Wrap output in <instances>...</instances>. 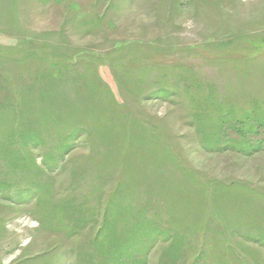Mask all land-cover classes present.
Here are the masks:
<instances>
[{"label": "rangeland", "instance_id": "374dc122", "mask_svg": "<svg viewBox=\"0 0 264 264\" xmlns=\"http://www.w3.org/2000/svg\"><path fill=\"white\" fill-rule=\"evenodd\" d=\"M0 145V264H264V0H0Z\"/></svg>", "mask_w": 264, "mask_h": 264}, {"label": "trees", "instance_id": "16d2710c", "mask_svg": "<svg viewBox=\"0 0 264 264\" xmlns=\"http://www.w3.org/2000/svg\"><path fill=\"white\" fill-rule=\"evenodd\" d=\"M57 97V96H56ZM64 104V103H63ZM53 105V104H52ZM56 105V108H61L62 107V105H60V104H57V103H55L53 106H55ZM18 126V125H17ZM20 127V126H19ZM18 130V128L17 129H15V131H14V133H16V131ZM23 135H27V133L25 132V131H22L21 132ZM20 133V134H21ZM28 137H30V135L29 136H27V138ZM1 146V145H0ZM16 162H18V160L15 158L14 159ZM9 181H7V180H2V183H0V189L2 190V189H6V188H8V183Z\"/></svg>", "mask_w": 264, "mask_h": 264}]
</instances>
